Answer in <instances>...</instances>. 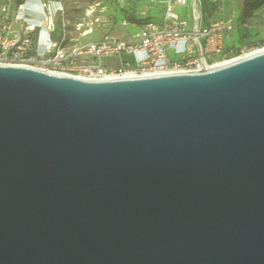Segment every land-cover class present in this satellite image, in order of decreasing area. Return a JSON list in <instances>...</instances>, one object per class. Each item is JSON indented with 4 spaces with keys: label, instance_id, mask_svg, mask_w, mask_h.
Wrapping results in <instances>:
<instances>
[{
    "label": "water",
    "instance_id": "water-1",
    "mask_svg": "<svg viewBox=\"0 0 264 264\" xmlns=\"http://www.w3.org/2000/svg\"><path fill=\"white\" fill-rule=\"evenodd\" d=\"M0 264H264V54L101 82L0 65Z\"/></svg>",
    "mask_w": 264,
    "mask_h": 264
},
{
    "label": "built area",
    "instance_id": "built-area-1",
    "mask_svg": "<svg viewBox=\"0 0 264 264\" xmlns=\"http://www.w3.org/2000/svg\"><path fill=\"white\" fill-rule=\"evenodd\" d=\"M144 11L133 16L124 13L121 25L135 31L125 39L105 38L82 46L66 47V35L55 41L54 21L63 12L57 2L25 0L16 18L0 19V65H17L4 57L26 55L34 51L41 58L35 69L86 79L105 81L114 76L129 73L211 71L217 63L232 61L262 46L227 48L228 38L238 30L243 39L249 37V25L239 26L235 18L228 20L212 18L203 24L202 0H145ZM218 5L220 0H208ZM27 6L26 8H24ZM152 7L158 12L152 13ZM184 9V15L176 12ZM46 19H38L40 13ZM43 11V12H42ZM220 7L214 10L218 14ZM4 13L8 12L7 6ZM151 12V13H150ZM42 20L43 24H33ZM14 24H23L25 30L14 33ZM36 37V45H33ZM119 57V65H109L107 59Z\"/></svg>",
    "mask_w": 264,
    "mask_h": 264
},
{
    "label": "rangeland",
    "instance_id": "rangeland-1",
    "mask_svg": "<svg viewBox=\"0 0 264 264\" xmlns=\"http://www.w3.org/2000/svg\"><path fill=\"white\" fill-rule=\"evenodd\" d=\"M25 0H0V19L4 17L16 18L20 5ZM57 2L63 9L62 13L56 17L54 21L55 32L53 38L55 41H61L62 35H66L64 45L71 48L74 46H82L91 42L103 40L105 38L131 39L132 33H135L131 28H126L121 25L122 15L133 16L135 11H144L146 7L144 0H45ZM218 5H222L224 16L232 17L235 13L238 14L239 7L242 6L243 0H225ZM218 5H213L207 0H202L201 7L204 15V24H207V13L216 9ZM7 6L8 12L4 13V7ZM157 7H152L151 12L157 13ZM235 11V13H234ZM150 12V13H151ZM177 13L184 15V9H177ZM258 17L259 21H264V6L257 9L253 15ZM242 17H240L241 19ZM246 20V18H245ZM246 22V21H245ZM26 26V25H25ZM23 24H14L12 31L14 33L25 30ZM89 30H93L92 34H86ZM264 36V30L261 32ZM235 37V36H234ZM252 41L246 42L249 47L264 46V43H257L256 37ZM33 45H36V37H33ZM5 60L19 65L30 67H40L41 58L37 57L32 51L28 56L18 55L4 57ZM109 65H119L120 58L114 57L106 60Z\"/></svg>",
    "mask_w": 264,
    "mask_h": 264
},
{
    "label": "bare ground",
    "instance_id": "bare-ground-1",
    "mask_svg": "<svg viewBox=\"0 0 264 264\" xmlns=\"http://www.w3.org/2000/svg\"><path fill=\"white\" fill-rule=\"evenodd\" d=\"M55 6H60L56 3H53ZM27 6H25L24 8H26ZM43 12V11H42ZM37 18L38 19H46L44 15L41 14V11L40 13H38L37 15ZM43 24L42 23V20H36L35 22H33V24ZM93 33V30H89L86 34H92ZM261 54H264V46L263 47H259L258 49H255V50H252L250 52H247L243 55H241L240 57L232 60V61H227V62H221V63H217L215 64L212 68L211 71L213 70H218V69H221V68H224V67H227L229 65H232V64H235V63H238V62H241V61H244V60H247V59H250V58H253L255 56H258V55H261ZM4 66H22V67H29V68H32V69H35V67H30V66H26V65H4ZM35 70H38V69H35ZM41 71V70H39ZM44 72V71H42ZM204 71H197V72H186V71H170V72H144V73H129L125 76H114V77H109V78H106L105 81H119V80H131V79H143V78H152V77H160V76H168V75H181V74H197V73H203ZM45 73H48V72H45ZM51 74V73H49ZM53 74V73H52ZM53 75H56V76H63V77H69V78H73V79H77V80H82V81H88V80H84V79H80V78H74V77H70V76H65V75H61V74H53ZM88 82H95V81H88ZM98 82H101V81H98Z\"/></svg>",
    "mask_w": 264,
    "mask_h": 264
},
{
    "label": "crops",
    "instance_id": "crops-1",
    "mask_svg": "<svg viewBox=\"0 0 264 264\" xmlns=\"http://www.w3.org/2000/svg\"><path fill=\"white\" fill-rule=\"evenodd\" d=\"M224 1L225 0H220V2L225 3ZM145 5L147 6L146 1H145ZM218 6L220 7V11L218 12V14L214 15V10L215 9L209 11L206 14L207 17H208L207 24H204V15H203V24L204 25H208L209 21L212 18L214 19V18L217 17L219 19L228 20V19H231L233 17V18H235L237 20V23H238L239 26H242V25L246 24V25H249L251 27L250 30H249V32H250L249 34L250 35H249V37L247 39H243V33L241 31H239V30L237 32H235V33H232L230 35V37L228 38L227 48H237V47L239 48V47H242V46H248V44L246 42H248L249 40L252 41L251 39L255 38V37H256V42L257 43H264V36H262V34H261V32H263V30H264V21H259L258 17H256V16H253V17H251L249 19H246V20H242V18L240 19L242 6L239 7L238 14H236L235 11H234L235 14L232 17H227V16H224V13H223L224 8H223V6L222 5L221 6L218 5ZM202 13H203V11H202Z\"/></svg>",
    "mask_w": 264,
    "mask_h": 264
},
{
    "label": "trees",
    "instance_id": "trees-1",
    "mask_svg": "<svg viewBox=\"0 0 264 264\" xmlns=\"http://www.w3.org/2000/svg\"><path fill=\"white\" fill-rule=\"evenodd\" d=\"M262 6H264V0H243L241 8L242 20L251 18L253 13Z\"/></svg>",
    "mask_w": 264,
    "mask_h": 264
}]
</instances>
